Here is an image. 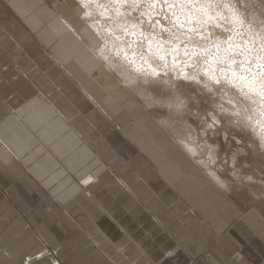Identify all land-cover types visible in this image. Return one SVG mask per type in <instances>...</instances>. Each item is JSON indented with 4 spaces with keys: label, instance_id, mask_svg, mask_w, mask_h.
<instances>
[{
    "label": "crops",
    "instance_id": "crops-1",
    "mask_svg": "<svg viewBox=\"0 0 264 264\" xmlns=\"http://www.w3.org/2000/svg\"><path fill=\"white\" fill-rule=\"evenodd\" d=\"M68 3L0 0V264H264V216L193 174Z\"/></svg>",
    "mask_w": 264,
    "mask_h": 264
},
{
    "label": "rangeland",
    "instance_id": "rangeland-1",
    "mask_svg": "<svg viewBox=\"0 0 264 264\" xmlns=\"http://www.w3.org/2000/svg\"><path fill=\"white\" fill-rule=\"evenodd\" d=\"M67 1L69 2V10L67 11L69 14V20L74 22L79 29L86 26L94 33L95 40L91 42V46L95 50L99 59L100 56L98 55V50L102 47L105 48V44L107 46L110 45V48L115 47V52L116 49L119 48L118 46L126 48L125 50L128 54L125 53L127 56L130 55L129 53L131 52L133 54H137L138 52L139 55L142 53L146 54L147 50L145 51V47L147 40L150 37H157L159 40H164L168 46L176 45L180 49H183L189 45V39H191V37L194 41L197 37V42L199 40L200 43H202V40H209L211 42L217 40L219 42L221 40V46H226L227 42L237 38L234 37L236 35L244 38L243 36L246 26L248 29L254 28L253 31H258L260 34L262 33L264 35V0H211V2L210 0H202V3L204 2L206 6L208 5L207 7L209 11H211L210 9L212 8L211 15L213 14L214 16L215 13L217 14L218 12V14L215 15L218 19L215 18L214 21L212 20L213 22L211 24L208 22L209 25L206 26L205 23L207 22L204 21V18H199L201 24L198 23L197 26H195L196 23L194 22L193 28H196L193 30L186 27L183 28V26H179V24L176 23L168 9L169 2L167 0H139L136 7L132 9L134 22L131 27L125 25V23L123 24V20L121 22V20L119 21V19H117L114 0ZM153 1L157 2V4L155 2L156 6L153 4ZM88 2L91 6L88 5ZM82 3L86 4L85 6L92 8V15H89L88 20L92 25H95V29L97 28V34L83 19L81 20L80 18V16H85V11L83 10L85 7ZM228 10L232 14L228 12ZM234 10L236 14L234 13ZM233 13L241 19L237 22L233 20L234 24L232 23L231 17ZM229 14H231V16ZM72 22L70 24L71 27L80 33ZM75 22H77V24ZM214 22H216V24ZM120 23L122 24L120 25ZM237 23L240 25L244 24V27L241 25L244 30ZM239 26L241 29H238ZM112 28H116L117 31L114 29V31H111ZM238 30L240 31L238 32ZM137 32L140 33V38L136 36L138 35ZM98 33H100V35ZM132 34H135L134 36L136 37ZM262 39L264 38L262 37ZM201 56L203 55H193V59L195 58V60H193V63L189 67L190 70L193 69V79L188 76H175L172 74L168 77L169 81L166 78L168 74L166 73L165 75L164 72H160L162 76H156V78L142 72L137 75L136 72L132 70V65L130 63H121L123 58L122 56L120 57V55H117V52H112V57L110 56V61L108 63L109 65L104 62L105 65L102 62L103 59L100 61L105 67L104 70L107 69V72L109 70L108 73L111 76L114 74L122 80L124 87L125 82L126 84H129L128 86L131 89L129 90L127 87L125 88L131 91L134 96L136 94L135 97H137L138 100L140 99V102H142L145 108L150 111L154 123L160 126L164 132L167 134L170 132L176 134L175 129H173L175 127L179 128L183 134H189V137L185 140H189L190 145L191 143L193 144L191 145L193 149L184 150L179 144L177 145L184 151V153L182 152L183 156L189 155L193 159V174L196 172L198 173L197 176L200 175V173L205 174L209 181L217 187H220L221 191L223 190L222 192L228 196L232 202H235H233L235 205L238 197L246 200L249 206L245 211L246 213L254 208L256 212L264 216L259 211V209H264V142L258 136L256 130L252 126L251 118H249V113H253V111L251 108H247V102L241 99L242 97L234 92L235 90L232 89V87L228 86L227 88V85L224 84L225 82L223 81H220L221 83L214 81L213 83L203 75L201 65L203 64L204 59ZM260 56L264 59L263 53ZM234 57L235 60L237 59L238 62H240L239 54L232 53L231 58ZM185 58L187 59V57ZM157 62L156 65L162 64L159 59H157ZM204 65L205 63L203 66ZM130 71H133L137 77H131L130 75L134 74ZM163 76L164 78L162 79ZM171 77L172 80L170 81ZM159 79L166 80L163 82L161 81V83ZM168 82L170 83L168 84ZM133 85L135 89L138 88L137 90L139 92L149 97V101L146 104L141 100L142 98L138 96L137 93H134L135 90L133 91L132 89ZM237 100L239 102H237ZM232 101H235L238 104L235 105ZM176 103L177 108L176 111H174L173 106L176 105ZM245 105L247 106L246 108ZM175 113L178 118H176ZM41 114L42 112L39 115ZM181 125L185 126L182 127ZM189 128H193V130L197 132H195L198 134V140H195L196 142H193V139L190 138ZM185 152L188 155H186ZM214 179L216 181H213ZM97 182L98 178L92 175L85 179L83 185L88 188L89 185H93ZM87 192H90V190H86V194Z\"/></svg>",
    "mask_w": 264,
    "mask_h": 264
},
{
    "label": "bare ground",
    "instance_id": "bare-ground-1",
    "mask_svg": "<svg viewBox=\"0 0 264 264\" xmlns=\"http://www.w3.org/2000/svg\"><path fill=\"white\" fill-rule=\"evenodd\" d=\"M167 1L169 2L168 9L170 10V12L172 14L173 19L176 21L177 24H179V26L180 25L183 26V28L186 27V28L191 29V30L195 29L196 27L193 28V23L194 22L196 23L195 26H197L198 23L201 24V21H200L201 18H204V21L207 22V23H205V25L207 26V25H209L208 22H210V24H211L214 21V19L217 18V17H215V15H217L218 12H217V14L215 13L214 16H213V14L211 15L212 8L210 9L211 11H209V9L207 7L208 5L206 6L204 4V2L202 3V0H167ZM138 2H139V0H114L115 6H116L115 12H116L117 19H119V21L121 20V22L123 20V24L125 23V25H128L129 27H131V25H133L132 23L134 22V19L132 17L133 16L132 15V9L136 7ZM155 2L153 1V4L156 6L157 2H156V4H155ZM210 2H211V0H210ZM150 3H151V1H150ZM227 4H229V3H227ZM82 5L85 7L83 9L85 11L84 12L85 16H83V17L80 16L81 20L83 19L85 21V23L88 24V26H90V28H92L95 32L96 31L98 32V30H96L97 28L95 29V25H92L90 23V21L88 20L89 15L90 16L92 15V13H91L92 8L85 6L86 4H83V3H82ZM88 5L91 6V4L89 2H88ZM228 12H230V11L228 10ZM234 13H235V10H234ZM234 13L232 16H231L232 13L229 14L232 17V23H233V20H235L236 22L238 20H241V19H239L240 17L238 18L236 15H234ZM152 15H154V14H152ZM238 16H239V14H238ZM197 20H199V21H197ZM84 21H82V22H84ZM95 23H96V21H95ZM214 23L216 24V22H214ZM121 24L122 23H120V25ZM237 24H239V23H237ZM240 26L238 27V29L240 28ZM243 27H242V29H243ZM199 28H200V26H199ZM203 28H206V27H203ZM113 29L114 28H112L111 31ZM251 29L252 28L248 29V27L246 26L244 36H243L244 38H241V37L236 35L234 37H237V38H234L233 40L227 42L226 46H221L222 45L220 43L221 40L219 42H218V40L215 42L214 41L211 42L209 40H206V41L202 40V43H200L199 40L197 42V37H196L195 41L191 37V39H189V45L186 48L180 49L176 45H173V46L169 45L168 46L164 40H159L157 37L156 38L150 37V38H148L147 43H146V47H145L146 48L145 51L147 50L146 54L142 53L139 55L138 52H137V54H133L131 52V53H129L130 55L127 56L128 53L125 50L126 48H123L122 46L120 47L118 45L117 46L119 48L116 49V52H117V55H120V57L122 56V58H123V60L121 59L122 60L121 63L122 62H124L126 64L130 63L132 65V67L130 65L129 66L132 68L133 71L136 72L137 75L142 72V73H146V75L149 74V75H152V77L156 78V76L157 77L162 76L160 74V72H164L165 75H166V73L168 74L166 77L167 79L172 74L175 76H182V75L188 76L189 78L193 79V71H192L193 69L192 70L189 69V67L193 63V60H195V58L193 59V55L202 54L203 56H201V57L204 59L203 64L205 63L204 66H203V64L201 65V67H202L201 71H202L203 75H205L213 83H214V81L215 82H220V81L225 82L224 84L227 85V88H228V86L232 87V89L235 90V91L234 90H232V91L238 93L242 97L241 99H243L245 102H247L248 107L245 105V108L246 107L249 109L251 108V110L253 111V113H249V115H250L249 118H251L252 126L256 130L260 139L264 142V89H263L264 88V86H263V84H264V59L260 56L262 53L264 54V41H263L264 39H262V37L264 38V35L262 33L260 34L258 31H253L254 28L252 30ZM114 30L117 31L116 28ZM213 30H215V29H213ZM239 31L240 30H238V32ZM97 32H96V34H97ZM129 32H131V31H129ZM98 34L100 35V33H98ZM139 34L140 33H138V35H136V36L139 37L140 36ZM132 35L134 36L135 34H132ZM136 36H134V37H136ZM127 40H129V39H127ZM117 43H118V41H117ZM105 46H106L105 48L102 47L98 50V55L100 56V60L103 59L102 60L103 63L106 62L108 64L110 61V56L112 57V52L113 53H116V52L114 50L115 47L110 48L109 47L110 45L107 46L106 44H105ZM232 53L240 55V62H238L237 59L235 60V57L231 58ZM185 57H187V59ZM157 59L161 60V62H162L161 65H156V63H158ZM159 63H160V61H159ZM127 67H128V65H127ZM133 71H130V72H133ZM133 74H134V72H133ZM137 75L134 74V75H130V76L131 77H137ZM163 78H164V76L162 77V79ZM164 80H166V79H164ZM164 80L159 79L160 82L161 81L163 82ZM171 80H172V77H171L170 81ZM168 81H169V79H168ZM169 83L170 82H168V84ZM128 85L129 84H126V82H125V87H127L130 90L131 88ZM132 89H133V91L135 90L134 93H137V95L142 98L141 100H143L145 104L149 101V97H147L145 94H142L141 92H139L137 90L138 88L135 89L134 85L132 86ZM135 96H136V94H135ZM222 97H223V95H222ZM229 97H231V96H229ZM233 97H235V96H233ZM238 100H237V102H239ZM97 101L99 102V100H97ZM139 101H140V99H139ZM229 101H231V100H229ZM232 103L235 105L238 104L235 101H232ZM153 105H155V104H153ZM162 105H164V104H162ZM173 107L175 108V109L173 108V110L176 111L177 103ZM37 112H41V110L37 109ZM175 116H176V118H178L176 113H175ZM162 125H164V124H162ZM185 125H183V126H185ZM173 129H175L176 134H173L172 132H170V134L173 137L175 143L177 142L176 144H179V146H181L184 150L193 149V147L191 146L193 144L191 143V145H190L189 140L188 141L185 140L187 137H189V134L188 135L183 134L179 130V128L174 127ZM189 129H190V131H189L190 132V138L193 139V142H196L195 140H198V136H197L198 134H196L197 132L194 131L193 128L192 129L189 128ZM213 181H216V180L214 179ZM218 185H220V184H218ZM224 191H225V189H224ZM237 199L236 200L238 202L235 200L236 205L238 207H240L241 210L246 211L249 208L247 201L244 199H241L239 197ZM259 211L264 215V209H259ZM254 257H255V255H254ZM228 262H229V260H228Z\"/></svg>",
    "mask_w": 264,
    "mask_h": 264
},
{
    "label": "built area",
    "instance_id": "built-area-1",
    "mask_svg": "<svg viewBox=\"0 0 264 264\" xmlns=\"http://www.w3.org/2000/svg\"><path fill=\"white\" fill-rule=\"evenodd\" d=\"M87 194H89V196L91 195V193H90V192H87Z\"/></svg>",
    "mask_w": 264,
    "mask_h": 264
}]
</instances>
